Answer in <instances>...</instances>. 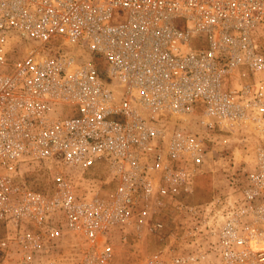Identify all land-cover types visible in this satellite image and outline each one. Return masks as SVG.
<instances>
[{"label": "built area", "instance_id": "obj_1", "mask_svg": "<svg viewBox=\"0 0 264 264\" xmlns=\"http://www.w3.org/2000/svg\"><path fill=\"white\" fill-rule=\"evenodd\" d=\"M0 264H264V0H0Z\"/></svg>", "mask_w": 264, "mask_h": 264}, {"label": "rangeland", "instance_id": "obj_2", "mask_svg": "<svg viewBox=\"0 0 264 264\" xmlns=\"http://www.w3.org/2000/svg\"><path fill=\"white\" fill-rule=\"evenodd\" d=\"M231 148H234V144H232L230 150L225 151L229 154L231 150L234 151V149ZM243 154H245V152L239 147L238 151H236V158L241 159V156L245 158ZM51 177L52 173H50L49 171H45L44 169L36 170L29 173V180L34 184L36 188L46 187V185L50 183ZM212 177L213 174L210 172L199 177L192 198L194 202L207 200L211 196L214 181Z\"/></svg>", "mask_w": 264, "mask_h": 264}, {"label": "trees", "instance_id": "obj_3", "mask_svg": "<svg viewBox=\"0 0 264 264\" xmlns=\"http://www.w3.org/2000/svg\"><path fill=\"white\" fill-rule=\"evenodd\" d=\"M33 172V171H32ZM31 173V172H30Z\"/></svg>", "mask_w": 264, "mask_h": 264}]
</instances>
